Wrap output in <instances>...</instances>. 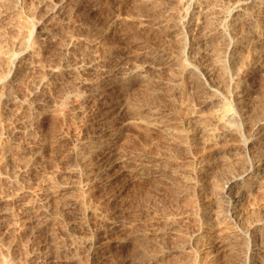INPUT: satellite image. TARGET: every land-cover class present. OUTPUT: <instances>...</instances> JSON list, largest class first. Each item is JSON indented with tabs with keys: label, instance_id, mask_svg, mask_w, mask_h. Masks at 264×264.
Returning a JSON list of instances; mask_svg holds the SVG:
<instances>
[{
	"label": "rangeland",
	"instance_id": "rangeland-1",
	"mask_svg": "<svg viewBox=\"0 0 264 264\" xmlns=\"http://www.w3.org/2000/svg\"><path fill=\"white\" fill-rule=\"evenodd\" d=\"M47 1L0 0V264H57L60 257L90 264L86 251L64 254L83 239L68 225L89 219L90 200L116 195L122 231L100 252L104 264H264V252L256 259L241 239L250 229L264 250V45L253 48L249 40L264 14L256 15L255 4L236 12L244 0H122L126 23L110 27L112 19L91 8L59 15ZM91 1L106 10L111 0ZM93 62L132 78L124 77L126 97L112 103L113 112L106 101L84 100L88 75L80 68ZM32 98L40 111L19 106ZM225 110L229 117L216 124ZM210 126L231 129L223 140ZM110 131L111 143L120 137L119 163L104 177L111 182L96 181L88 193L84 173L98 170L97 158L88 167L80 161ZM241 172L251 177L232 192L245 188L243 218L211 224L208 213L228 210L225 180ZM45 209L48 225L31 220ZM91 218L92 236L98 230ZM218 242L220 254L208 258Z\"/></svg>",
	"mask_w": 264,
	"mask_h": 264
},
{
	"label": "bare ground",
	"instance_id": "bare-ground-1",
	"mask_svg": "<svg viewBox=\"0 0 264 264\" xmlns=\"http://www.w3.org/2000/svg\"><path fill=\"white\" fill-rule=\"evenodd\" d=\"M27 1V0H25ZM46 1V0H45ZM168 1H173V0H168ZM42 3V2H41ZM40 3V4H41ZM45 4H55V7H54V10L57 11V13H64L69 7L70 9L72 8V11H84V10H87L89 8H91L95 13L96 15L98 16H108L112 19V24L109 25L110 27L111 26H119V25H122L121 23H126V18L123 16V11L125 9V5H123V1L122 0H111L110 3H109V7L104 10V8L102 6H98V4L94 1H91V0H48L47 2H44ZM254 6L253 4H255V6H257V9H255L257 11V14L256 15H260V14H264V0H244L242 1L238 7L235 9L236 12L237 11H240L238 13H241V11H246V9L249 7V5L251 6ZM258 4V5H257ZM43 6V5H41ZM40 6V7H41ZM53 6L51 8H53ZM39 7V5H38ZM39 7V8H40ZM252 8V7H251ZM250 8V9H251ZM254 8V7H253ZM43 9V8H42ZM50 10V9H49ZM48 10V11H49ZM252 10V9H251ZM51 11V10H50ZM69 11V10H68ZM125 12V11H124ZM246 13V12H245ZM244 13V14H245ZM250 13V12H248ZM247 13L246 15V21H249L248 23H250L252 20V15L249 16V14ZM47 14V13H46ZM45 15V14H44ZM54 15V14H53ZM60 15V14H59ZM64 15V14H63ZM62 15V16H63ZM237 15V14H235ZM243 15V14H242ZM255 16V15H254ZM49 17V16H48ZM264 17V15H263ZM194 18V17H192ZM192 18H190V20L188 21L189 23H187V25H190V23H192ZM243 18V17H242ZM254 18V17H253ZM236 19V17H235ZM234 19V20H235ZM244 19V18H243ZM260 19V18H259ZM240 20V19H239ZM239 20H238V23H239ZM172 21V19H171ZM195 21V19H194ZM242 21V20H240ZM245 21V20H244ZM263 21V20H262ZM261 21V22H262ZM236 22V20H235ZM256 22V21H255ZM259 23L258 26L256 25V28L253 29L252 32H250L251 34L249 35L250 36V42L254 45L253 48H255V45H261L262 44L264 45V23ZM169 23V22H167ZM245 23V22H243ZM163 24V23H162ZM172 24V23H171ZM195 24V23H194ZM236 24V23H235ZM254 24V23H253ZM251 24V26L253 25ZM164 25V24H163ZM178 25V23H177ZM180 25V24H179ZM199 25V24H198ZM234 25V24H233ZM232 25V26H233ZM246 25V24H245ZM248 25V24H247ZM169 26V25H168ZM171 26H176V22L174 25H171ZM170 26V27H171ZM231 26V28H232ZM236 26V25H235ZM240 26V25H239ZM239 26H236L239 28ZM243 26V25H242ZM241 26V27H242ZM250 26V27H251ZM114 27V28H115ZM190 27H192L190 25ZM236 27H234L233 29H236ZM253 27V26H252ZM172 28V27H171ZM177 28V27H176ZM182 29V27H181ZM219 29V28H218ZM232 29V30H233ZM244 29V28H243ZM249 29V27H248ZM226 30V29H225ZM224 29H221L219 30V33L221 36H224L226 37L228 34L227 32L225 31ZM234 31V30H233ZM236 31V30H235ZM250 31V30H249ZM216 32V31H215ZM218 32V31H217ZM47 33V32H46ZM180 33V32H179ZM231 33V32H230ZM249 33V32H248ZM204 35V34H203ZM215 35V34H214ZM202 36V35H201ZM213 35L211 34L210 37H212ZM235 36V35H234ZM205 37V36H204ZM203 37V38H204ZM218 37V36H217ZM243 37V36H242ZM213 38V37H212ZM228 38V37H227ZM234 38V37H233ZM208 39L210 40L211 38L208 37ZM245 39V38H244ZM235 40V39H234ZM238 40V39H237ZM211 41V40H210ZM241 41V40H240ZM239 41V42H240ZM247 41V40H246ZM235 42V41H234ZM237 42V41H236ZM250 43V44H251ZM231 44V43H230ZM236 44V43H234ZM233 44V45H234ZM245 44V43H244ZM247 44V43H246ZM242 45V43H241ZM237 46V45H236ZM258 47V46H257ZM230 48V47H229ZM235 48V47H234ZM240 48V47H239ZM238 48V50H239ZM264 49V48H263ZM75 51V48H73V46H68L66 48V55L67 57L70 56V54H72V52ZM240 51V50H239ZM237 52V51H236ZM259 52V51H258ZM232 53V52H231ZM238 53V52H237ZM262 53V52H261ZM1 54V53H0ZM184 54V53H183ZM8 55V54H7ZM240 55V54H239ZM5 56V55H4ZM9 56V55H8ZM234 57V55H231V57ZM237 56V55H236ZM181 57V56H180ZM232 57V58H233ZM6 58V57H5ZM22 58V55L19 54V55H15L11 58V61L14 65H18L20 64V60ZM231 58V59H232ZM8 59H10L8 57ZM240 59V58H239ZM168 60V59H167ZM233 60V59H232ZM236 61V58L235 60ZM236 63V62H235ZM263 63V62H262ZM167 64V62H166ZM11 65V64H10ZM98 65V62H93L89 65H83L81 66L80 68V72H84L85 75H88V76H85L83 81H82V84L84 86V88H86L87 90V93L84 95V100L85 101H90L94 98H97L98 100L100 101H106L105 102V105H106V112L109 113V112H113V108H115V104H112L114 101H124V98L126 97V92L127 90L125 89V80H124V74H122L121 71H113V70H110V71H105V72H102V69L97 66ZM262 65V64H261ZM186 66V65H185ZM17 67V66H16ZM21 67V66H20ZM152 67V66H151ZM188 67V66H187ZM186 67V68H187ZM58 68V67H57ZM147 68V67H146ZM191 68V67H190ZM60 69V68H58ZM58 69H52V73H57L59 72ZM145 69V68H144ZM150 69V67L148 68ZM146 69V70H148ZM64 70V69H63ZM187 70V69H186ZM62 71V69H61ZM143 71V70H142ZM239 70V73L242 75L245 74L246 71H241ZM145 72V71H144ZM189 72V71H188ZM17 73V72H16ZM132 73V72H131ZM139 73V72H138ZM95 74H103V76L101 77V80L98 81L96 79H94L93 75ZM90 75V76H89ZM132 75V74H131ZM134 75H136L134 73ZM9 76V75H8ZM54 76V74H53ZM129 78L130 76L127 75ZM128 77H125L128 79ZM132 77V76H131ZM135 77V76H134ZM133 77V78H134ZM126 79V80H127ZM132 79V78H130ZM135 79V78H134ZM136 80V79H135ZM151 80V79H150ZM242 80L244 81V77H242ZM5 81V80H4ZM14 81V79H13ZM149 81V80H148ZM128 82H129V79H128ZM131 82V81H130ZM182 82V81H181ZM11 83V82H10ZM235 87V90L238 91V85L241 84V79H237L235 81H233ZM1 84V83H0ZM4 84V83H3ZM7 85H8V82H7ZM127 85V84H126ZM2 86V85H1ZM5 86V85H4ZM2 88V87H0ZM128 88V87H127ZM182 88V87H181ZM96 91H95V90ZM133 89V87H132ZM184 89V88H183ZM1 92V90H0ZM129 92V91H128ZM241 91H239L240 93ZM45 93V91H44ZM236 93V92H235ZM238 94V92H237ZM242 94V92H241ZM38 96V95H36ZM30 97V96H29ZM37 98V97H36ZM40 98V97H39ZM34 98H32V100H28V99H24L22 101H20V105L19 106H34V108H38L41 109V104L39 103V100L38 102H33ZM109 101H108V100ZM4 100V99H3ZM2 100V101H3ZM9 100V99H8ZM16 100V99H15ZM36 100V99H35ZM18 101V100H17ZM41 101V100H40ZM43 102V101H42ZM2 103V102H1ZM0 103V104H1ZM4 103V102H3ZM19 103V102H18ZM4 105V104H2ZM1 106V105H0ZM31 108V107H30ZM33 108V109H34ZM32 109V108H31ZM1 110V108H0ZM30 110V109H29ZM44 110V109H43ZM223 110V109H222ZM36 111V110H33V112ZM40 111V110H39ZM38 111V112H39ZM43 112V111H42ZM37 114H41V113H37ZM43 114V113H42ZM220 114V113H219ZM223 116H220L219 118L217 117L216 119V124L218 123H224V119L225 118H228L230 113L229 111L225 110L223 113ZM34 115V114H33ZM221 115V114H220ZM37 116V115H36ZM226 120V119H225ZM215 123H213V125H216ZM209 125V124H208ZM221 125V124H220ZM223 126V124L221 125ZM263 126V125H262ZM225 127V126H224ZM228 127V125H227ZM219 128V127H218ZM231 128H227L226 130L227 131H219L215 126H210V133L213 135V137H221L223 138V140H225L229 134V131ZM2 132V130H0ZM234 132V130H233ZM112 134L113 132H105L103 133V135L101 136L102 138L99 139L96 143V147L94 149H92L91 151H88L87 156L83 157V159H81L80 161V166L81 167H88L91 163H92V158L95 157L97 158V167H98V170L96 171L93 167L89 168L87 170V172L84 173V175H86L84 181H85V187L86 185L88 186V193H90V188H92L94 185H95V182L96 181H106V182H111L110 180V177H108L106 180L104 179V177L109 173V171L117 165V163H119L117 161V159L113 160V157H115L114 155L116 154V143L118 142V138L120 137H116L117 138V142L115 143H111L110 139L112 138ZM232 134V133H231ZM4 135V134H3ZM3 138V137H2ZM2 138L0 137V139L2 140ZM3 141V140H2ZM5 142V140H4ZM228 142V141H227ZM1 143V142H0ZM6 144V143H5ZM227 144V143H226ZM225 145V144H224ZM3 146V145H1ZM94 146V145H93ZM228 147V146H227ZM3 148V147H1ZM118 148V147H117ZM245 149V148H244ZM90 150V149H89ZM118 154V153H117ZM150 157V156H149ZM121 158V157H119ZM120 160V159H119ZM144 160H145V157H141V163H144ZM122 161V160H121ZM200 162V161H199ZM123 163V162H122ZM207 163V162H205ZM200 164V163H198ZM248 164V163H247ZM204 165V163H203ZM198 166V165H197ZM209 166V165H208ZM195 167V166H193ZM204 168V166H201L199 165L198 167L196 168ZM207 167V166H206ZM260 167V166H259ZM213 168V167H212ZM201 169V170H202ZM209 169V168H208ZM247 170V169H246ZM200 171V170H199ZM204 171V169L202 170ZM208 170H206L207 172ZM201 172V171H200ZM253 172V171H252ZM258 172V171H257ZM242 173V172H241ZM260 173V172H259ZM201 174V173H200ZM205 174V173H204ZM152 175V174H151ZM238 175V174H237ZM249 174L248 173H242L240 176H236V174H234V176L232 177L231 175V178L229 177L228 179L225 180L224 184H223V188H222V196H223V201L225 199L226 201V204L228 206V210L226 213H208V219L211 221V224L212 223H215V222H218V221H226L227 217H233V218H236L238 220L241 221V219L243 218L242 217V197H243V194L245 192V188H243L242 186V189H238L236 193H233L232 191L235 190V187L238 185L241 186V184L243 185V183H245V181L249 180ZM207 176V175H206ZM205 176V177H206ZM92 177V178H91ZM251 177V176H250ZM252 180V179H251ZM105 182V183H106ZM250 182V181H249ZM252 182V181H251ZM250 182V184H251ZM98 183V182H97ZM109 184V183H107ZM106 184V185H107ZM203 184V183H201ZM249 184V183H248ZM105 185V184H104ZM246 185V184H245ZM251 186V185H250ZM250 188V187H249ZM232 192V193H231ZM247 193V192H246ZM221 195V194H219ZM117 196V195H116ZM115 196V198H116ZM120 196V195H119ZM220 196V198L222 197ZM245 196V195H244ZM206 197V196H205ZM114 197H111V198H107L105 200H90V207H89V219L84 222V223H79L80 227H77L75 226L76 223L72 224L71 226L68 225V227H71L72 230H75L77 232V235L82 237L83 239L81 240L80 243L78 244H74L70 247H65L63 249V252L64 254L65 253H75V252H83V251H86L87 254H88V257H89V262L90 264H104L106 259L105 257H102L100 255V252H102L103 250L106 251L105 249V246L107 243H111L115 238H118L121 234V224H122V218L124 217V213L122 212V208L121 206L123 205L122 203L119 204L117 202V200H115ZM118 200H119V197H117ZM208 198V197H207ZM210 198V197H209ZM206 199V198H205ZM217 199V197H216ZM209 200V199H208ZM207 201V200H206ZM208 202V201H207ZM220 202V201H219ZM244 202V201H243ZM104 203H108V204H113V208H111L110 210H107L105 209V207L103 206ZM209 203V202H208ZM89 204V203H88ZM126 205V204H125ZM76 206V205H75ZM50 207V206H49ZM48 207V209H50ZM88 207V206H87ZM44 208V207H43ZM46 208V207H45ZM124 208V207H123ZM242 208V209H241ZM48 209H45L43 211H38V212H35L31 215V220H33L34 222L35 221H44V225H48V221H50V215L49 217H46L47 213V210ZM245 212V211H244ZM30 215V213H28ZM46 217V219H44ZM93 218L95 217V232L97 231V233L93 234L92 236L89 235V233L87 232L88 230H90V227H91V221H90V218ZM75 218V217H74ZM91 218V219H92ZM30 219V217H29ZM60 219V218H59ZM76 219V218H75ZM85 219V218H84ZM30 220V221H31ZM81 220V219H80ZM79 220V221H80ZM61 221V220H60ZM53 222V221H52ZM224 222L220 223V224H223ZM41 223V222H40ZM70 223V221H69ZM68 223V224H69ZM72 223H73V220H72ZM30 224V223H29ZM36 224V223H34ZM40 225V224H39ZM66 226V225H65ZM67 227V228H68ZM21 228V227H20ZM66 228V229H67ZM251 228V227H250ZM69 230V229H68ZM67 230V231H68ZM255 230V229H254ZM257 230V229H256ZM66 231V233H67ZM64 234V233H63ZM221 234V233H220ZM66 235H71V234H66ZM65 235V236H66ZM257 234H255L253 231H251L250 229L247 230V233L245 234H242V240L245 241V243H249L250 245L253 246L252 248V253L254 254L255 258L256 256H258V258L262 257V253L264 252V250L262 249V245H260L258 243V237L256 236ZM27 236V235H26ZM72 236V235H71ZM221 236V235H220ZM36 237V236H35ZM76 237V236H75ZM58 238V237H57ZM66 238V237H65ZM69 238V236H68ZM220 237L217 238V240L219 239ZM225 238V237H224ZM30 239V238H29ZM80 239V238H79ZM55 240V239H54ZM63 240V239H62ZM69 240V239H68ZM220 240V239H219ZM31 241V240H30ZM36 241V240H35ZM64 241H66L64 239ZM39 242V241H38ZM126 242V241H125ZM215 242V241H214ZM223 242V241H222ZM73 243V242H72ZM224 243V242H223ZM41 244V243H40ZM39 244V245H40ZM57 244V243H56ZM60 244V243H59ZM68 244V243H67ZM117 244L120 245L121 247H123L124 243H123V239H118L117 241ZM42 245V244H41ZM47 246V245H46ZM56 246V245H55ZM69 246V245H68ZM44 247V246H43ZM222 247V245L220 244V242L218 243H212L211 246H209L207 252H208V258L210 255H213V253H217L219 252V249ZM224 248V246H223ZM264 248V246H263ZM222 249V248H221ZM220 249V250H221ZM224 250V249H223ZM60 252V251H59ZM60 254V253H59ZM220 254V252H219ZM98 255H100L102 258H98ZM217 256V255H215ZM264 256V255H263ZM66 257V256H65ZM253 257V256H252ZM64 258V257H63ZM212 258V257H211ZM257 259V258H256ZM207 260V258H206ZM254 260V259H253ZM209 261V260H208ZM257 261V260H256ZM263 261V260H262ZM152 262V261H151ZM58 263L59 264H71V261L70 260H66L65 259H62V257H60V259L58 260ZM57 263V264H58ZM207 264H210V262Z\"/></svg>",
	"mask_w": 264,
	"mask_h": 264
}]
</instances>
